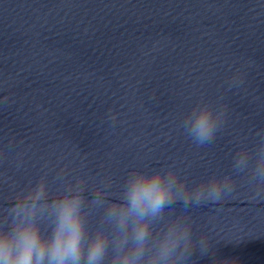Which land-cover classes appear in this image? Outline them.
<instances>
[{
  "label": "water",
  "instance_id": "95a60500",
  "mask_svg": "<svg viewBox=\"0 0 264 264\" xmlns=\"http://www.w3.org/2000/svg\"><path fill=\"white\" fill-rule=\"evenodd\" d=\"M155 169L190 202L152 219L147 252L171 233L168 264H264V0H0V227L35 206L49 232L80 193L86 235L115 236L107 202ZM214 181L220 201L197 202Z\"/></svg>",
  "mask_w": 264,
  "mask_h": 264
},
{
  "label": "clouds",
  "instance_id": "9594fccd",
  "mask_svg": "<svg viewBox=\"0 0 264 264\" xmlns=\"http://www.w3.org/2000/svg\"><path fill=\"white\" fill-rule=\"evenodd\" d=\"M217 127V118L213 116L211 108L205 106L191 120L187 130L197 145H203L213 140ZM178 179V174L171 169L167 173L163 169H155L130 174L119 201L107 202L104 220L113 225L115 236L102 229L90 236L86 235L80 193L75 196L65 194L63 198L58 197L52 202L55 207L51 213L52 226L49 232L42 230L35 206L27 211L20 210L12 226L0 227V264H103L110 242L114 247L111 264H157L158 261L168 264L178 238L173 239L170 233L160 248L152 253L146 251V245L153 231V218L177 199H181L184 204L190 202L187 194L179 196L180 190L187 192V185L181 180L180 188L177 189ZM222 190L220 181H214L206 196L203 191L197 190L196 201L208 199L210 202H219ZM42 195L38 191L36 198L40 199ZM94 199H99V194ZM41 215H44L43 212ZM185 247H188L187 240Z\"/></svg>",
  "mask_w": 264,
  "mask_h": 264
}]
</instances>
